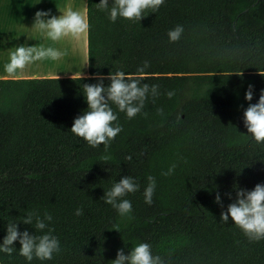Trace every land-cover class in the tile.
Wrapping results in <instances>:
<instances>
[{
  "label": "trees",
  "instance_id": "trees-1",
  "mask_svg": "<svg viewBox=\"0 0 264 264\" xmlns=\"http://www.w3.org/2000/svg\"><path fill=\"white\" fill-rule=\"evenodd\" d=\"M98 2L87 0L89 76L0 79V239L8 223L48 212L60 251L30 264H111L118 249L127 254L139 242L164 264H264V239L220 221L234 186L264 184V142L243 122L264 89V0H164L140 20L115 22ZM177 24L184 31L171 42ZM116 70L159 94L131 119L112 104L121 131L107 149L92 147L70 130L87 108L82 85L101 77L107 85ZM126 175L139 187L123 197L132 211L121 217L101 197ZM148 175L156 181L151 204ZM14 244L0 263L29 264Z\"/></svg>",
  "mask_w": 264,
  "mask_h": 264
},
{
  "label": "clouds",
  "instance_id": "clouds-1",
  "mask_svg": "<svg viewBox=\"0 0 264 264\" xmlns=\"http://www.w3.org/2000/svg\"><path fill=\"white\" fill-rule=\"evenodd\" d=\"M164 0H99L97 7L107 10L108 19L115 22L117 18L128 20H140L145 9L157 10ZM43 37L51 41H58L61 37L70 36L78 38L84 33L88 24L85 16L71 7L66 8L58 16L50 15L47 11H36L31 25ZM184 29L177 24L167 32L169 41L175 42L180 39ZM63 53L54 47H36L33 45L20 44L8 53V60L3 64V71L7 74H15L23 70L26 65L45 58L58 60ZM147 62L138 71L147 68ZM101 77L99 82L83 84L82 94L87 108L73 119L71 132L83 138L92 147L101 144L107 146L121 131L117 121V115L111 107L112 104L120 112L131 119L139 113L148 95H158V86H149L139 79H134L130 74L116 70L107 74L109 80L104 85ZM169 97L173 92L167 93ZM253 97L252 85L245 91V100L251 101ZM243 122L247 133L256 142H264V89L260 90L259 99L256 103H249L243 112ZM111 157L103 155L101 160L108 161ZM175 165L170 166L163 175H170ZM147 185L144 188V200L151 204L155 189V178L147 176ZM139 185L131 176H122L115 181L108 190H104L101 197L104 203L111 205L121 217L127 216L132 211L131 201L124 199L127 193L138 190ZM235 187V199L227 205L226 211L220 213V221L227 223L231 219L250 241L264 239V184L257 183L252 189ZM231 199V197H229ZM217 203L221 202L220 195L215 197ZM82 214V209L77 208L75 215ZM52 215L45 212L43 216L28 212L17 222L6 225V234L0 239V252L11 255L16 249L14 242L19 243L18 252L26 261L30 262L35 257L41 261L51 260L54 253L60 251V240L53 234L48 223ZM18 223L34 226L41 234L35 235L27 229L19 230ZM47 231H43L44 229ZM118 230V229H117ZM111 264H164L159 255H153L148 243L139 242L130 248L125 254L123 249H118L116 258Z\"/></svg>",
  "mask_w": 264,
  "mask_h": 264
},
{
  "label": "crops",
  "instance_id": "crops-1",
  "mask_svg": "<svg viewBox=\"0 0 264 264\" xmlns=\"http://www.w3.org/2000/svg\"><path fill=\"white\" fill-rule=\"evenodd\" d=\"M49 7L53 12L55 7H71L80 11L87 21V0H0V79H25V78H52V77H84L89 76L88 70V35L87 30L78 38L70 36L61 37L58 41L48 40L31 27L35 10L41 6ZM46 8V11L48 9ZM43 9V8H41ZM63 13L62 10H54V16ZM46 47H54L63 55L58 60L35 61L26 65L23 70L15 74H7L3 71V64L8 60V53L20 44L33 45L34 38L41 40ZM40 44V42L38 43ZM70 61L73 70H58L60 62ZM56 64L58 66H56ZM78 66L81 70L76 69ZM1 264V263H0Z\"/></svg>",
  "mask_w": 264,
  "mask_h": 264
},
{
  "label": "rangeland",
  "instance_id": "rangeland-1",
  "mask_svg": "<svg viewBox=\"0 0 264 264\" xmlns=\"http://www.w3.org/2000/svg\"><path fill=\"white\" fill-rule=\"evenodd\" d=\"M60 2H62L63 0H59ZM48 7V6H47ZM47 7H45V5L44 6H41L40 7V9H39V11H46V8ZM41 8H43V9H41ZM52 9H54L55 11L56 10H62V12L64 11V7H55L54 6V8H52ZM54 10H53V12H54ZM36 11H38V10H35V13H36ZM47 12H49V14L50 15H52L53 14V12H51V9H49V7H48V9H47ZM57 16V15H56ZM43 37L41 38V40H38V42H37V40L34 38V40H33V42H35L36 43V45H37V47L39 46V47H46L44 44H43ZM40 42V44H38ZM33 46H35L34 45V43H33ZM41 61H44V59L43 60H41ZM56 66H58L57 64H56ZM58 70H66V71H70V70H73L74 69V67L72 66V63H70V61H65V62H63V61H61L60 62V66L59 67H56ZM76 69H78V70H81L78 66H76L75 67ZM68 69V70H67Z\"/></svg>",
  "mask_w": 264,
  "mask_h": 264
},
{
  "label": "bare ground",
  "instance_id": "bare-ground-1",
  "mask_svg": "<svg viewBox=\"0 0 264 264\" xmlns=\"http://www.w3.org/2000/svg\"><path fill=\"white\" fill-rule=\"evenodd\" d=\"M34 45L37 47L36 43L34 42ZM39 47V46H38ZM43 47V46H42ZM44 60L49 61L48 58H45ZM68 70V69H67Z\"/></svg>",
  "mask_w": 264,
  "mask_h": 264
}]
</instances>
